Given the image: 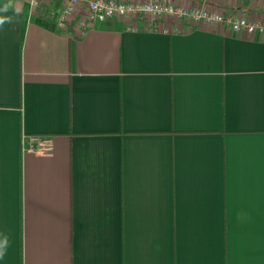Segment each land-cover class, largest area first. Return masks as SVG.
Here are the masks:
<instances>
[{
  "label": "crops",
  "instance_id": "crops-1",
  "mask_svg": "<svg viewBox=\"0 0 264 264\" xmlns=\"http://www.w3.org/2000/svg\"><path fill=\"white\" fill-rule=\"evenodd\" d=\"M62 9L0 0V264H264V37Z\"/></svg>",
  "mask_w": 264,
  "mask_h": 264
},
{
  "label": "built area",
  "instance_id": "built-area-1",
  "mask_svg": "<svg viewBox=\"0 0 264 264\" xmlns=\"http://www.w3.org/2000/svg\"><path fill=\"white\" fill-rule=\"evenodd\" d=\"M42 0H29L33 8ZM63 6L60 25L66 26L68 20H76L82 28L104 21L108 17H143L150 23L170 16L174 19L189 18L194 23L208 27L227 28L236 33L260 35L264 37V21H252L236 14H224L207 5L175 6L158 0H59ZM50 141L42 136H27L22 139L23 151H43Z\"/></svg>",
  "mask_w": 264,
  "mask_h": 264
}]
</instances>
